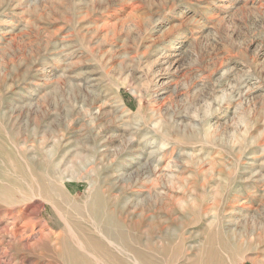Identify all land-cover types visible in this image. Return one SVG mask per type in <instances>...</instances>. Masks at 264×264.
I'll list each match as a JSON object with an SVG mask.
<instances>
[{
	"label": "rangeland",
	"instance_id": "obj_1",
	"mask_svg": "<svg viewBox=\"0 0 264 264\" xmlns=\"http://www.w3.org/2000/svg\"><path fill=\"white\" fill-rule=\"evenodd\" d=\"M16 164L99 191L154 257L264 264V0H0L1 187ZM0 200V264H63L52 205Z\"/></svg>",
	"mask_w": 264,
	"mask_h": 264
},
{
	"label": "bare ground",
	"instance_id": "obj_2",
	"mask_svg": "<svg viewBox=\"0 0 264 264\" xmlns=\"http://www.w3.org/2000/svg\"><path fill=\"white\" fill-rule=\"evenodd\" d=\"M16 166L26 185L14 179L17 184L12 181L7 188L0 186V197L13 206L40 199L41 203L32 204L35 212L41 210L44 202L52 205L57 216L55 228L59 229L57 238L63 264H180L182 241L169 239L174 246L167 242L161 248V257L152 256L149 249L141 248L142 222L137 219L128 222L125 210L116 209L99 191H91L85 199L87 202L80 201L71 198L54 182L57 172L50 166L40 165L33 174L26 173L21 164ZM64 202H68L70 208L64 207ZM47 235L41 231L42 237ZM191 250L196 255L195 247ZM217 254V249L211 247L208 256L196 257L200 264H225L222 255ZM188 264L193 263L189 261Z\"/></svg>",
	"mask_w": 264,
	"mask_h": 264
}]
</instances>
